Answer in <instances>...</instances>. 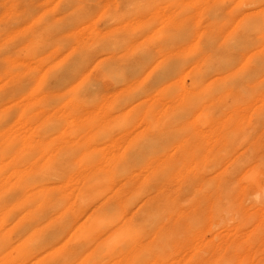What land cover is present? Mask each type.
Returning a JSON list of instances; mask_svg holds the SVG:
<instances>
[{
  "label": "bare ground",
  "instance_id": "6f19581e",
  "mask_svg": "<svg viewBox=\"0 0 264 264\" xmlns=\"http://www.w3.org/2000/svg\"><path fill=\"white\" fill-rule=\"evenodd\" d=\"M0 264H264V0H0Z\"/></svg>",
  "mask_w": 264,
  "mask_h": 264
}]
</instances>
